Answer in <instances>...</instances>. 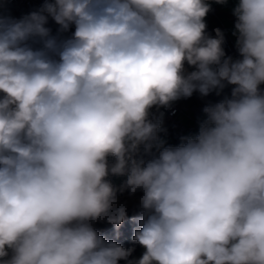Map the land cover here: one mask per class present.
Instances as JSON below:
<instances>
[{"label":"clouds","instance_id":"clouds-1","mask_svg":"<svg viewBox=\"0 0 264 264\" xmlns=\"http://www.w3.org/2000/svg\"><path fill=\"white\" fill-rule=\"evenodd\" d=\"M210 10L44 0L0 13V264H264V0L231 9L239 59L206 33ZM228 85L195 135L166 146L154 106ZM137 192L145 251L129 260L93 224L119 229V197Z\"/></svg>","mask_w":264,"mask_h":264},{"label":"built area","instance_id":"built-area-1","mask_svg":"<svg viewBox=\"0 0 264 264\" xmlns=\"http://www.w3.org/2000/svg\"><path fill=\"white\" fill-rule=\"evenodd\" d=\"M44 0H0V13L4 15H10L13 18H21L28 13L38 10L43 4ZM213 17H215L218 21L215 26L211 28L209 35L215 37V29L219 28L224 33V43L222 45L226 57H232L233 59H239V53L236 48V37L229 33L225 27V21L217 18L215 13H212ZM234 23L231 22L232 29H234ZM53 34H56L58 25L55 24L54 21L49 19V23L47 25ZM74 31V27L70 29L68 33H65V36H70L71 32ZM232 85H228V88L231 92ZM264 89V84L260 86ZM193 96L200 103H207L208 100L206 96H202L199 92H194ZM151 118L153 120H159L161 122V131L159 132V136L161 139H165L167 137L173 139H181V137L189 136L193 132V125L197 122L195 117L193 116V112L191 107L185 101H180L178 103L171 102L170 106L164 107L154 106L151 109ZM113 184L119 186L126 177H109Z\"/></svg>","mask_w":264,"mask_h":264},{"label":"trees","instance_id":"trees-1","mask_svg":"<svg viewBox=\"0 0 264 264\" xmlns=\"http://www.w3.org/2000/svg\"><path fill=\"white\" fill-rule=\"evenodd\" d=\"M215 12V15L217 16V18H219L220 20H225L223 17V14L218 11L216 8L211 6V10ZM217 19L215 17H213V15L209 12L206 17H205V23H206V32L210 31L211 28L213 26H215L217 24ZM224 91V92H223ZM221 92L220 95H214V98L210 99V103L212 104L215 101L219 102L220 100H222L225 97V93H227L228 96H230L231 92L228 88V86H226ZM183 101L187 102L190 107L191 110L193 112V114L195 115V113L197 112V110L199 109V105L197 104V100L195 98H193V96L188 97V98H182ZM166 146H178L181 143V139H167L166 141ZM111 159V158H110ZM106 232V231H105ZM132 236H133V232L132 231H128V230H121V231H116L115 233L111 232L109 233L107 236H105V238L110 239V240H115L117 243L121 244L122 246H124L125 248H132V254L129 257V259L133 256V254L140 248L141 245H139L138 243L134 242L132 240ZM118 264H126V261L121 260L118 262Z\"/></svg>","mask_w":264,"mask_h":264},{"label":"rangeland","instance_id":"rangeland-1","mask_svg":"<svg viewBox=\"0 0 264 264\" xmlns=\"http://www.w3.org/2000/svg\"><path fill=\"white\" fill-rule=\"evenodd\" d=\"M209 12H210L211 14H212V13H215V12H213V11H209ZM210 31H211V30H210ZM210 31H208V32H206V33L209 35V32H210ZM185 66L188 68L189 71L194 70L193 68H191V67L188 66L187 64H186ZM213 93L216 94V92L214 91V92H212V93H210L209 95L206 96V98H207V100H208L207 103H204V104H203V103H200V102L197 101V104L200 106L199 109H198V111L201 110V109L203 110V108L206 107L205 105H207V106L210 105V104H209V103H210V99L214 98V94H213ZM192 96H193V95H192ZM193 98H195V97L193 96ZM195 99H196V98H195ZM196 100H197V99H196ZM182 101H183V100H182ZM186 103H187V102H186ZM193 116H194V114H193ZM196 117H197V115H196ZM197 132H198V131H197ZM197 132H194V134H196ZM192 133H193V132H192ZM167 139L172 140L173 138L167 137V138L164 139V141H166ZM141 194H142V193L137 192V193L135 194V196H129L127 193H125L123 196L119 197V200H120L121 203H126V204H127L128 214L134 212V210H135L136 208H138V207H137V205H138V200H139V196H140ZM138 216H139V214H130V215H128V218L123 222V224L120 226L119 229H117L114 225L107 223L106 221H98V222H95V223L93 224V227H94L98 232H103V231H106V232H107V230L110 229L109 232H108V234L111 233V232L115 233L117 230H118V231H121V230H128V231H132V232H134V229L137 227V219H136V218H138ZM111 230H112V231H111ZM103 233H104V232H103ZM108 234H107V235H108Z\"/></svg>","mask_w":264,"mask_h":264},{"label":"crops","instance_id":"crops-1","mask_svg":"<svg viewBox=\"0 0 264 264\" xmlns=\"http://www.w3.org/2000/svg\"><path fill=\"white\" fill-rule=\"evenodd\" d=\"M209 3L211 4L212 7L216 8L218 11H220L223 14V16H224L223 18L225 19L224 21H225L226 30L232 34L233 29L231 26V22L232 21L235 22V18L232 15L231 9L234 7L236 0H228V3L224 4V5L217 4L214 2V0H209ZM213 94L215 95V93H213ZM180 101H182V98H180L176 101H173V103H178ZM215 103H217V101H215L212 104H215ZM205 106H207V105H205ZM196 115H197V117H196ZM194 117L197 120V122L194 123V125H193V133L191 135H195L194 132H197L199 130V123L202 119L205 118V114L203 113L202 109L199 111L197 110ZM103 232H105V231H103ZM144 251H145V249L142 246H140V248L133 254V256L129 260H138L139 258L142 257V254Z\"/></svg>","mask_w":264,"mask_h":264},{"label":"bare ground","instance_id":"bare-ground-1","mask_svg":"<svg viewBox=\"0 0 264 264\" xmlns=\"http://www.w3.org/2000/svg\"><path fill=\"white\" fill-rule=\"evenodd\" d=\"M185 68H186L187 71H189L188 68H187L186 66H185ZM189 72H190V71H189ZM109 230H110V229H108L107 232H104V233H103V232H99V234L105 237V236H107Z\"/></svg>","mask_w":264,"mask_h":264},{"label":"water","instance_id":"water-1","mask_svg":"<svg viewBox=\"0 0 264 264\" xmlns=\"http://www.w3.org/2000/svg\"><path fill=\"white\" fill-rule=\"evenodd\" d=\"M224 92V91H223ZM225 96H228L227 95V93H225ZM139 208H136L135 210H134V212H132V213H130V214H139ZM130 214H128V215H130Z\"/></svg>","mask_w":264,"mask_h":264}]
</instances>
